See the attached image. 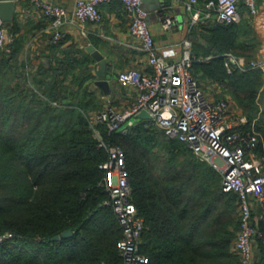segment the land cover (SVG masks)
<instances>
[{
  "label": "trees",
  "instance_id": "16d2710c",
  "mask_svg": "<svg viewBox=\"0 0 264 264\" xmlns=\"http://www.w3.org/2000/svg\"><path fill=\"white\" fill-rule=\"evenodd\" d=\"M197 23L190 31L200 58L195 77L204 89L202 81H218L231 94L248 117L241 128L257 132L255 152L264 156V68L229 73L224 55L255 58L258 33L245 18ZM21 49V39L10 52L0 48V264H123V229L100 167L108 150L90 124L105 107L89 82L90 58L57 57L34 69ZM98 126L105 143L126 150L132 199L145 218L142 264H240L239 199L223 190L220 171L152 119L124 131ZM259 226L264 231V220ZM258 243L255 264H264Z\"/></svg>",
  "mask_w": 264,
  "mask_h": 264
},
{
  "label": "built area",
  "instance_id": "2783aa9c",
  "mask_svg": "<svg viewBox=\"0 0 264 264\" xmlns=\"http://www.w3.org/2000/svg\"><path fill=\"white\" fill-rule=\"evenodd\" d=\"M113 0H75L72 11L55 0H31L37 10L49 18L53 41L65 35V25L70 17L81 22H101V5ZM129 18L130 33L138 40V47L147 55L150 71L134 68L123 70L119 79L137 88L135 102L121 109L107 101L104 108L90 116L94 134L100 138L99 145L108 150V158L100 164L107 170L104 177L108 192L106 202L122 226L123 236L118 247L123 264H142L146 255L141 251L145 218L139 213L132 199L130 172L126 164V150L118 144L108 145L100 136L99 123L105 122L109 130L124 131L141 119L136 114L147 109L152 120L169 136L186 142L200 158L210 162L222 174V188L238 195L239 230L235 240V251L240 264H255V249L258 240L264 242V231L259 226L264 220V156L255 150L258 134L255 130H243L248 117L232 107L229 96L213 97L200 85L194 74V63L198 58L194 42L186 37L181 42L180 56L170 60L159 52L148 10L144 0H120ZM259 1L264 0H208L204 7L200 0H186L185 7L192 11L194 22L201 18H215L220 22H240L241 4L250 13L259 12ZM162 25L169 29L177 17L162 9ZM17 33L6 27L0 16V48L10 52ZM225 66L231 73L236 67L264 68V59L246 58L226 52Z\"/></svg>",
  "mask_w": 264,
  "mask_h": 264
},
{
  "label": "crops",
  "instance_id": "0c3cea01",
  "mask_svg": "<svg viewBox=\"0 0 264 264\" xmlns=\"http://www.w3.org/2000/svg\"><path fill=\"white\" fill-rule=\"evenodd\" d=\"M15 7L10 19H6V27L14 28L17 39H21L22 49L19 52L21 59H29L37 69L40 61L46 64L55 62L56 58H67L76 55H87L90 58V68L93 72L89 82L106 105L110 101L117 107L125 109L132 105L138 93L135 86L122 82L119 79L121 71L134 68L140 71H150L148 58L139 47L138 40L130 33L129 18L123 4L119 0L105 2L101 5L103 20L101 22H81L70 17L65 25V35L62 42L53 41V33L50 28V19L41 14L31 0H11ZM65 5L69 11L73 10L75 0H55ZM186 0H144L145 7L150 10L149 22L154 33V38L159 52L170 60L180 56L181 42L190 37L191 29L196 26L201 18L194 22L192 11L185 7ZM205 0H200V6L204 7ZM259 12L250 13L244 4H241L242 19L250 20L255 31L259 35L260 42L256 48V57L264 59V5L259 1ZM164 9L177 17V22L171 28L166 29L162 25L161 10ZM93 45L108 59L105 78L108 80V92L96 83L99 76L96 73V59L88 51L87 47ZM205 90L210 96L221 97L227 95L224 86L218 82H204ZM222 92V93H221ZM232 107L235 101L231 100ZM259 244V243H258ZM255 249L258 256V245Z\"/></svg>",
  "mask_w": 264,
  "mask_h": 264
},
{
  "label": "water",
  "instance_id": "95a60500",
  "mask_svg": "<svg viewBox=\"0 0 264 264\" xmlns=\"http://www.w3.org/2000/svg\"><path fill=\"white\" fill-rule=\"evenodd\" d=\"M15 4L11 0H0V16L6 20L10 19L13 15ZM88 51L96 59V73L99 78L96 80V83L100 85L106 92H108V80L105 78L106 66L108 59L104 57L100 50L96 49L93 45L87 47ZM136 117L142 119H152V114L147 109H142L136 114ZM72 233L71 229L65 230L61 235L57 234L53 239H60L62 236H67Z\"/></svg>",
  "mask_w": 264,
  "mask_h": 264
},
{
  "label": "rangeland",
  "instance_id": "374dc122",
  "mask_svg": "<svg viewBox=\"0 0 264 264\" xmlns=\"http://www.w3.org/2000/svg\"><path fill=\"white\" fill-rule=\"evenodd\" d=\"M231 100H233L234 101V98H232ZM261 103H262V106L261 107H263L264 108V100L263 101H261ZM231 104H232V102H231ZM235 106L233 107V108H236L237 110H239V111H241L237 106H236V104H235V102L233 103ZM237 214L239 215V211H238V209H237Z\"/></svg>",
  "mask_w": 264,
  "mask_h": 264
}]
</instances>
